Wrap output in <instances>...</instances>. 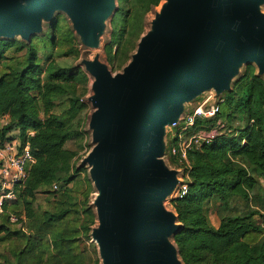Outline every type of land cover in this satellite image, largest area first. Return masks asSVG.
Listing matches in <instances>:
<instances>
[{"label":"water","instance_id":"1","mask_svg":"<svg viewBox=\"0 0 264 264\" xmlns=\"http://www.w3.org/2000/svg\"><path fill=\"white\" fill-rule=\"evenodd\" d=\"M262 3L164 0L122 72L83 60L92 77L93 147L82 163L97 190L91 235L101 264H184L173 240L183 225L165 201L188 181L165 165L164 138L203 102L208 109L225 99L241 64L264 74ZM116 9L117 0H0V39L29 42L42 19L60 11L82 44L95 48Z\"/></svg>","mask_w":264,"mask_h":264},{"label":"trees","instance_id":"2","mask_svg":"<svg viewBox=\"0 0 264 264\" xmlns=\"http://www.w3.org/2000/svg\"><path fill=\"white\" fill-rule=\"evenodd\" d=\"M160 1L119 0V11L112 22V42L132 44L142 31L144 15ZM37 40L46 49L69 45L74 50V35L67 26L55 24L50 33ZM36 44L34 38L30 45L0 39V116L8 117L0 132V144L8 132L17 129L21 142L29 143L35 158L26 180L16 190L17 200L6 204L0 213V235L11 245L14 235L25 241L22 248L12 251L15 264H78L79 254L73 252L72 245L77 229L66 226L77 206V202L68 200L69 185L76 176L73 159L77 152L65 145L83 136L71 123L87 108L77 97V90L87 83L88 76L80 69L61 67L54 60L44 68ZM10 50L24 51L17 59L18 68H4L2 64ZM236 88L214 116L199 118L194 125L193 130L213 128L218 133L214 140L188 152V192L172 200L183 225L173 240L184 264H264V226L256 220L264 209V187L259 182V178L264 179V82L250 68ZM54 99H65L67 108L54 113ZM237 117L246 123L231 130L228 123ZM28 131L34 133L28 135ZM51 192L59 194L53 209L37 217L33 205L38 194ZM209 199L220 201L218 227L211 225L207 215ZM232 202L242 203L243 209L239 211ZM18 205L33 221L30 234L11 228L16 222L10 220V214H20L14 210ZM84 211L93 221V213ZM51 232L52 242L47 243L54 250L44 253L45 249L38 247Z\"/></svg>","mask_w":264,"mask_h":264},{"label":"rangeland","instance_id":"3","mask_svg":"<svg viewBox=\"0 0 264 264\" xmlns=\"http://www.w3.org/2000/svg\"><path fill=\"white\" fill-rule=\"evenodd\" d=\"M164 0L160 2L157 6L153 7L150 11H148L143 18L142 21V31L140 35L133 41V43H127L126 45H119V43H113V19L114 16L119 11V0H117V9L114 15L107 20L103 31L99 36V45L95 48H89L82 44L78 35L74 32L71 22L68 16L63 12H56L52 18L50 19H42V31L38 34L32 36L31 40L34 38V41L37 43V54L38 59L40 60V64L45 68L46 65L51 61L54 60L59 66L68 68L70 70L80 69L84 73L87 74L88 80L84 86H79L77 90V97L80 98L83 102L87 104V108L80 113L79 117L72 121V126L78 130L83 132V136L70 140L66 143L65 147L71 150H76L77 155L73 159L74 165V173H75V181L70 183V193L68 200L77 202V206L74 207V212L68 217L67 224L69 228H76L77 231L73 234L74 242L72 243L73 252L79 254L80 261L78 264H101V259L99 257V252L96 243L92 239V229L97 226L98 221L95 215V208L93 206V201L97 190L90 179L89 174V167L86 164H83L82 161L88 154V152L93 147V142L91 138V130L89 128V120L92 114L93 108L91 104L87 101V97L90 94V83L92 81V77L88 75L86 72L83 60L85 59H98L101 62L105 63L108 68L111 70L112 73H120L123 71L124 67L127 63L131 60L132 54L136 51L140 37L144 34H147L152 31V20L155 17V14L160 10L162 3ZM260 9L264 12V3L260 5ZM57 24V26H61L65 28V26L69 27L72 30L74 35V44L73 49L69 45L51 47V48H44L42 43L37 40V38H41L46 35V33L51 32V28L53 25ZM3 39V38H1ZM14 41H19L23 44H29L31 40L25 41L21 37L17 36L15 38L9 39ZM108 47H110V53H108ZM24 51H15L10 50L7 53L6 59L3 60V66L5 67H14L18 68L16 62L22 57ZM18 59V60H17ZM252 68L253 73L256 77L260 78L264 82V74H259L258 68L253 63H244L241 64L232 80L231 83V92L232 93L239 81L246 75L248 70ZM239 87L236 88L238 90ZM229 94V93H228ZM228 94L226 96H228ZM55 103L57 104L56 107L53 109V112L58 114L63 112L67 106L68 102L65 99H54ZM42 116V115H41ZM226 121V120H225ZM71 122V121H70ZM69 123V122H68ZM245 121L239 119L237 117L232 122H229L234 129H240L244 126ZM70 124V123H69ZM168 129L165 127V130ZM193 128L189 129L187 132H183L181 138L178 137L177 132H173L172 136H165V146L170 147V152L166 151L163 156V161L167 167L171 168H179L183 171L189 166L184 159H182L178 155L172 154L171 148L178 145L181 141H188L192 135L199 134L201 132L206 133L210 130L206 129H198L193 130ZM213 129V128H212ZM226 129V128H225ZM12 130L11 132H13ZM10 132V133H11ZM237 132V131H236ZM238 133V132H237ZM17 134V133H15ZM197 139L198 141H195ZM192 140L190 147L188 148V152L193 150L196 147H199L204 142L200 138H195ZM210 142V141H209ZM188 157V155H187ZM260 184L264 187V179L259 178ZM48 196V199H47ZM59 194L57 192L51 193H39L37 196L36 201L34 202V209L36 213H39L37 217L40 218V214L44 210H51L53 209V205L56 201L55 198H58ZM210 201L206 204L205 208L207 210V215L211 225L214 227L219 226V215L217 207L220 205V201L216 199H209ZM233 204L236 203L239 208V211L243 209V204L238 202H232ZM165 206L174 211L172 206V201L168 198L165 201ZM90 210L93 213V221L92 217H90L87 212L84 210ZM16 212H20L19 215L17 213L14 216L17 217L16 223L11 225L12 230L22 229L27 234H30L29 227L33 225V221L29 220L22 209L21 205H18L14 208ZM13 213L14 211H9ZM39 220V219H38ZM256 220L259 224L264 226V209L259 211V214L256 215ZM52 232L48 235L47 238L43 239V244L39 246V250L42 248L45 249L44 253H48V251L54 250L52 245H49L47 241L52 242ZM2 235H0V264H15V256L13 255V250H19L25 244L24 240L17 239V236H13L11 239L13 240L12 245L10 244L9 240L1 239ZM12 246V247H11Z\"/></svg>","mask_w":264,"mask_h":264},{"label":"built area","instance_id":"4","mask_svg":"<svg viewBox=\"0 0 264 264\" xmlns=\"http://www.w3.org/2000/svg\"><path fill=\"white\" fill-rule=\"evenodd\" d=\"M225 99L220 98L218 102L205 109V103L203 102L192 112L186 113L181 118V124L177 129L178 137L181 138L183 132H187L189 129L193 128L196 120L201 118H210L214 116ZM8 123V117L0 116V132L1 129ZM13 132H8L6 139L0 144V213L4 212L6 204L13 203L17 200L16 190L18 187L22 186L23 182L26 180L28 175V170L31 165L35 162V158L31 152L28 142L22 143L19 137V130L13 129ZM17 133V134H15ZM33 131H28V135H32ZM218 131L216 129H211L206 133H199L192 135L188 141H180L177 146L171 148L172 154L180 156L188 164V148L195 138H201L203 142H209L214 140L217 136ZM195 141H198L195 139ZM183 176L184 180H187ZM57 186H54L56 189ZM188 192V182L182 183L176 191L177 198H183ZM10 220L12 222L17 220V217L10 214Z\"/></svg>","mask_w":264,"mask_h":264}]
</instances>
